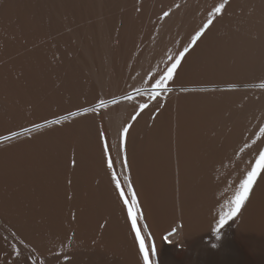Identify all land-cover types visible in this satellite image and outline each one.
I'll return each mask as SVG.
<instances>
[{"label":"bare ground","instance_id":"obj_1","mask_svg":"<svg viewBox=\"0 0 264 264\" xmlns=\"http://www.w3.org/2000/svg\"><path fill=\"white\" fill-rule=\"evenodd\" d=\"M220 2L0 0V264H144L112 171L149 264H264V171L217 228L264 150V0L191 44Z\"/></svg>","mask_w":264,"mask_h":264},{"label":"snow or ice","instance_id":"obj_2","mask_svg":"<svg viewBox=\"0 0 264 264\" xmlns=\"http://www.w3.org/2000/svg\"><path fill=\"white\" fill-rule=\"evenodd\" d=\"M228 3V0H221L220 3L215 4L211 10L208 12V19L204 23L203 27L200 28L195 35L191 38V44H195L196 41L202 36V34L205 32L206 29L209 28L210 25L213 24L214 17H217L222 14V12L225 10V7ZM167 15V13H165ZM191 46V45H189ZM188 47H185L182 52L179 53V55L175 58V62L171 63L170 66L166 67V70L162 72V74H159V78H154V83L151 87V96L152 98H155L159 93L165 92L168 90L167 84L169 81H171L174 77L175 70L177 69V66L180 64L181 57L184 56L186 52H188ZM261 88H264V83L260 84ZM125 99H130V97H125ZM116 101L113 100V103ZM103 104V101L100 102ZM146 105H141V108L145 107ZM90 109H85L84 111L87 112ZM79 113L73 112L69 115L75 116ZM62 119H67V117H63ZM59 120H53L48 121L47 123H59ZM34 127L39 128L41 125H35ZM24 132H31L32 129H24ZM128 128L125 127L122 130L121 133V151H124V135L127 133ZM261 133H264V128H261ZM19 133H11L10 136L3 137L2 139L10 140L15 136H18ZM105 156L108 157V150L107 145L105 144ZM73 163H75L73 161ZM108 163V169L110 171L113 170V162L110 157H108L107 160ZM124 167H127V160L125 156L124 161ZM264 171V150H261L259 153L258 158L256 159V162L251 167V170L246 173L243 179L240 180L239 185L236 189L235 195L233 196L231 200V207L229 208V211L222 212L219 217V224L217 225V228L224 225L228 220L233 219V217L236 215L237 211L240 209L241 205L249 198L250 193L253 190V186L255 182L257 181V177L261 174V172ZM127 180V177H125ZM112 181L116 186V190L120 194V199L123 201L124 207L127 211L128 219L131 221L132 230L135 232L136 240L139 242L140 247V253L143 257L144 264H149V257L148 254L145 252V242L141 238V232L137 229V215L139 204L137 200L136 193L134 192L131 184L129 183L127 193L123 190L121 187V184L115 174L114 171H112ZM128 197H131L129 200ZM218 232V231H217ZM171 235V233L169 234ZM167 238V237H166Z\"/></svg>","mask_w":264,"mask_h":264}]
</instances>
